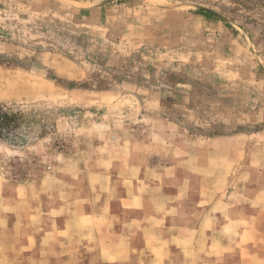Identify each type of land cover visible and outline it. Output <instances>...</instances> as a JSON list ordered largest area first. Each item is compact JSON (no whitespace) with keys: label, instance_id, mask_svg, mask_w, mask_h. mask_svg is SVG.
Returning a JSON list of instances; mask_svg holds the SVG:
<instances>
[{"label":"rangeland","instance_id":"374dc122","mask_svg":"<svg viewBox=\"0 0 264 264\" xmlns=\"http://www.w3.org/2000/svg\"><path fill=\"white\" fill-rule=\"evenodd\" d=\"M104 1L0 0V107L18 121L0 174L42 182L56 159L157 119L247 143L264 187V0ZM44 255L0 242V264Z\"/></svg>","mask_w":264,"mask_h":264},{"label":"crops","instance_id":"0c3cea01","mask_svg":"<svg viewBox=\"0 0 264 264\" xmlns=\"http://www.w3.org/2000/svg\"><path fill=\"white\" fill-rule=\"evenodd\" d=\"M144 136L56 159L42 182L0 174V242L44 264H264L261 161L247 143L153 120Z\"/></svg>","mask_w":264,"mask_h":264},{"label":"trees","instance_id":"16d2710c","mask_svg":"<svg viewBox=\"0 0 264 264\" xmlns=\"http://www.w3.org/2000/svg\"><path fill=\"white\" fill-rule=\"evenodd\" d=\"M194 13L203 15L208 18H214L210 13H205L202 11H195ZM18 121L14 115L9 114L0 107V137L2 134L7 133L8 131L16 128Z\"/></svg>","mask_w":264,"mask_h":264},{"label":"water","instance_id":"95a60500","mask_svg":"<svg viewBox=\"0 0 264 264\" xmlns=\"http://www.w3.org/2000/svg\"><path fill=\"white\" fill-rule=\"evenodd\" d=\"M115 0H107V1H104L102 3H100L99 5H97L98 7H101V6H104L106 4H109L111 2H113ZM196 9L200 10V11H203V12H206V13H210V14H213V15H216L218 16L214 11L210 10V9H206L204 7H201V6H196Z\"/></svg>","mask_w":264,"mask_h":264}]
</instances>
